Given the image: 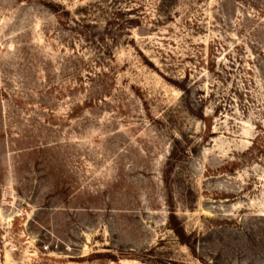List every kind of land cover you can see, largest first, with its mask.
Segmentation results:
<instances>
[{
  "label": "rangeland",
  "instance_id": "1",
  "mask_svg": "<svg viewBox=\"0 0 264 264\" xmlns=\"http://www.w3.org/2000/svg\"><path fill=\"white\" fill-rule=\"evenodd\" d=\"M0 264H264V0H0Z\"/></svg>",
  "mask_w": 264,
  "mask_h": 264
}]
</instances>
